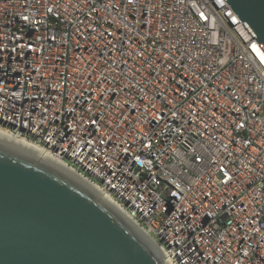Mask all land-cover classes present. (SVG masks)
I'll return each instance as SVG.
<instances>
[{
	"label": "built area",
	"instance_id": "2783aa9c",
	"mask_svg": "<svg viewBox=\"0 0 264 264\" xmlns=\"http://www.w3.org/2000/svg\"><path fill=\"white\" fill-rule=\"evenodd\" d=\"M0 127L170 264H264V49L225 0H0Z\"/></svg>",
	"mask_w": 264,
	"mask_h": 264
},
{
	"label": "water",
	"instance_id": "95a60500",
	"mask_svg": "<svg viewBox=\"0 0 264 264\" xmlns=\"http://www.w3.org/2000/svg\"><path fill=\"white\" fill-rule=\"evenodd\" d=\"M264 49V0H225ZM0 264H165L93 185L0 141Z\"/></svg>",
	"mask_w": 264,
	"mask_h": 264
},
{
	"label": "bare ground",
	"instance_id": "6f19581e",
	"mask_svg": "<svg viewBox=\"0 0 264 264\" xmlns=\"http://www.w3.org/2000/svg\"><path fill=\"white\" fill-rule=\"evenodd\" d=\"M0 141L9 143L11 145L17 146L21 149H25L38 157H41L42 159L49 161L51 163H54L56 165H59L63 168L68 169L61 161L54 158L47 150H45L43 147L25 139L19 136H16L12 134L10 131L3 129L0 127ZM69 170V169H68ZM71 171V170H70ZM94 187V186H93ZM94 189L101 194L103 199L113 205L120 213H122L123 216L127 217L133 224L137 226V224L132 221L118 206L117 204L108 196L102 193L100 190L94 187ZM149 236V235H148ZM149 238L152 240V238L149 236ZM152 242H154L152 240ZM155 243V242H154ZM165 264H170V261L165 259Z\"/></svg>",
	"mask_w": 264,
	"mask_h": 264
},
{
	"label": "rangeland",
	"instance_id": "374dc122",
	"mask_svg": "<svg viewBox=\"0 0 264 264\" xmlns=\"http://www.w3.org/2000/svg\"><path fill=\"white\" fill-rule=\"evenodd\" d=\"M93 181H95V180H93ZM96 182V181H95ZM159 241V240H158ZM160 242V241H159Z\"/></svg>",
	"mask_w": 264,
	"mask_h": 264
}]
</instances>
